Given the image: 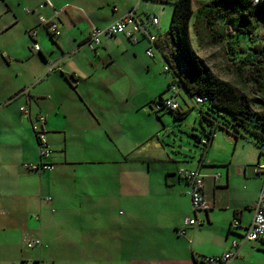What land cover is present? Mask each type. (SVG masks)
I'll return each instance as SVG.
<instances>
[{
  "label": "crops",
  "instance_id": "obj_1",
  "mask_svg": "<svg viewBox=\"0 0 264 264\" xmlns=\"http://www.w3.org/2000/svg\"><path fill=\"white\" fill-rule=\"evenodd\" d=\"M125 1L94 8L81 0H0V233L19 229L22 220L25 244L39 239L43 246L39 236L25 239L29 231L63 222L81 231L90 224L99 237L93 264H205L206 256L231 249L237 255L225 264H264L263 240L232 247L251 223L263 182L254 171L260 152L252 140L225 130L222 138L216 130L197 162L189 142L167 138L165 113L153 110L171 75L152 83L135 77L134 45L145 38L101 34L99 45L88 43L91 24L104 27L143 5ZM107 9L112 17L99 19L97 12ZM41 15L58 22L59 36H51ZM49 61L54 70H47ZM40 114L51 149L43 157L32 129ZM39 161L52 169L24 166ZM180 167L203 175L208 209L193 210ZM187 217L202 224L186 225ZM7 262L0 260L17 264Z\"/></svg>",
  "mask_w": 264,
  "mask_h": 264
},
{
  "label": "trees",
  "instance_id": "obj_2",
  "mask_svg": "<svg viewBox=\"0 0 264 264\" xmlns=\"http://www.w3.org/2000/svg\"><path fill=\"white\" fill-rule=\"evenodd\" d=\"M169 3L174 6L170 28L161 34L157 47L169 65L166 71L171 75L168 90L171 84H177L178 91H184L189 97L201 95L207 98L204 102L209 104L207 109L200 108L208 124L204 129L206 143L202 142L204 138L199 137L203 150L208 149L217 128L234 134L238 132L230 130L226 122L216 117L215 108L232 113L238 123L244 125L249 124L248 117L256 115L264 127V0L205 1L198 6L192 24L191 18L195 13L193 0ZM194 32L200 36L203 32L218 42L231 60V69L241 87L219 77L198 55L192 38L196 36ZM247 34L253 40L252 45L243 40ZM225 40H229V43L225 44ZM170 60L179 61L180 66ZM164 94L157 98H162ZM189 109H183L180 105L178 110L167 112L178 118L187 114ZM253 133L260 142H264L262 134ZM230 232L234 231L231 229Z\"/></svg>",
  "mask_w": 264,
  "mask_h": 264
},
{
  "label": "rangeland",
  "instance_id": "obj_3",
  "mask_svg": "<svg viewBox=\"0 0 264 264\" xmlns=\"http://www.w3.org/2000/svg\"><path fill=\"white\" fill-rule=\"evenodd\" d=\"M86 4L92 5L94 8L97 4L115 3L118 6H123L126 4L125 0H81ZM207 2L208 0H193V10L194 15L191 18V24L196 18V10L202 2ZM107 8V6L105 7ZM148 9H156L161 14V21L159 28L150 27L151 31L155 34L165 32L170 28L172 14L174 6L171 3L166 4L163 8L160 4L149 3ZM108 10V9H107ZM144 4L140 6L138 12H143ZM109 11V12H108ZM102 11L99 10L97 17L99 19L112 17V11ZM102 13V14H101ZM143 19H146V15L141 14ZM264 32V27H263ZM195 33V32H194ZM193 36L195 42V47L198 55L208 64L211 69L221 78L228 80L238 87L241 84L237 81L233 70V64L231 60L226 56V54L221 49L218 42H215L211 37L207 36L202 32V36L195 33ZM243 40L245 43L252 45L253 40L250 36L244 35ZM145 42V43H144ZM225 44L229 43V40L224 41ZM144 43V44H143ZM150 45L148 38L134 45L135 57H133L130 65L135 69V77L141 79L144 83H152L156 76L161 78H168L169 73L165 72L166 61L161 53V51L153 46L155 57L154 59L146 54V49ZM171 61V60H170ZM177 66H180L179 61L172 60ZM159 72V74H158ZM169 74V75H168ZM166 86V84H165ZM170 91L167 92L169 94ZM160 95V92L156 94V97ZM178 101L183 109H189V112L184 116L175 118L173 114H169L164 111L163 119L160 123L165 125L163 132L168 139H175L177 143H188L190 153L196 158L198 162L200 155L204 152L203 145L199 141V137L207 138L205 134V128L208 124L206 119L202 116L201 109H207L208 103H203L198 105L195 100L189 97L184 91H180L177 96ZM2 107V103H0ZM214 114L216 117L223 122H226L232 131L242 132L247 134L252 142L255 144L258 150H264V142H260L253 131H256L264 136V127L262 126L260 119L256 115H251L247 118L248 125L240 124L234 117V115L223 109H214ZM156 115V114H155ZM165 117L167 119H165ZM223 129L217 128V134H221L223 138V133L227 131H222ZM217 135V136H218ZM221 138L220 142L223 140ZM181 168V167H180ZM185 168V167H182ZM195 169V168H187ZM33 213V212H31ZM33 220L31 223H35V214H32ZM61 219V218H60ZM106 219L102 218L100 222V227L104 228L107 223ZM39 225L40 222H37ZM24 222L21 220L19 223V229H15L12 232L6 234L0 233V260L1 262H7L9 259H14L17 264H42V262H47L49 264H93L95 244L99 239L97 234L91 229H94L90 224H88L83 230H72L70 228L69 222H63L62 226H51L47 225L43 230L38 227L29 231L27 236L30 237L39 236L43 240V246L27 247L25 244L24 237H20L22 230L20 229ZM36 237V238H39ZM8 263V262H7Z\"/></svg>",
  "mask_w": 264,
  "mask_h": 264
},
{
  "label": "built area",
  "instance_id": "obj_4",
  "mask_svg": "<svg viewBox=\"0 0 264 264\" xmlns=\"http://www.w3.org/2000/svg\"><path fill=\"white\" fill-rule=\"evenodd\" d=\"M176 0H138L137 4L143 3L144 10L143 12H138L137 9L133 8L126 12L123 16L118 18L117 20L112 21L108 25L104 27H97L91 24L90 27V36L88 39V43L90 45L96 46L101 43L100 35L108 34V35H116L123 34L130 38L133 41H137L140 37L148 38L150 41V45L146 49V54L154 58L155 52L153 46L157 47V43L162 38L161 33H153L150 27L159 28L161 21V14L156 9H148L149 3H157L160 4L163 8L169 2H174ZM41 6V5H40ZM27 11L29 9L27 8ZM146 15V19H143L141 14ZM39 21L41 24L46 26L49 33L52 37H57L61 33L60 26L56 20L47 18L43 15L39 17ZM35 35V31H30V36L33 38ZM34 40V39H33ZM32 47L35 50H39V43L34 40L32 43ZM158 48V47H157ZM56 67L55 63L48 62L47 70H54ZM165 72L169 69V65L166 63ZM77 73H73L74 77H77ZM179 87L177 84H171L169 87V94L163 95L162 98H156L155 102H153V110L154 111H167V110H178L180 108V103L175 97V93L178 91ZM29 88H25L23 92H28ZM191 97V96H190ZM195 100V102L200 105L207 101V98L201 95H195L191 97ZM21 110L27 116L29 115V108L27 106L21 107ZM46 118L44 115L40 114L37 116L35 122L32 123V129L34 130L37 141L39 144V153L40 156H48L51 152L49 148L47 138L45 136V125ZM203 143H206V139H202ZM259 159L254 164V171L257 175L262 176L263 182L260 188L259 194L255 202L253 203V217L251 223L246 228L244 233H241L239 238H235L232 240V247L238 248L240 245L246 242H252L257 240L264 241V150H260ZM24 166L28 170L35 171H44L52 169L53 165L51 163L39 161V162H26ZM177 174L184 178L187 182V194L191 200V206L193 210H206L209 208V204L206 202L203 196L204 189V177L200 173L198 169H187V168H179L177 170ZM202 221L198 220V218L187 217L185 219L186 225H201ZM238 220L234 219L232 222V227H237ZM180 234H184V229H179ZM41 244L39 239H32L26 242L27 247H34ZM237 255V249H231L218 256H206L204 258L205 264H225L232 260ZM42 264H49L47 262H42Z\"/></svg>",
  "mask_w": 264,
  "mask_h": 264
}]
</instances>
